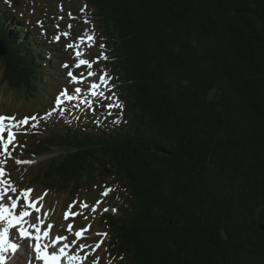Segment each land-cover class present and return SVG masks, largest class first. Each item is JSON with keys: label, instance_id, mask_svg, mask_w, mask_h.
Masks as SVG:
<instances>
[{"label": "trees", "instance_id": "1", "mask_svg": "<svg viewBox=\"0 0 264 264\" xmlns=\"http://www.w3.org/2000/svg\"><path fill=\"white\" fill-rule=\"evenodd\" d=\"M87 1L131 130L52 125L26 151L48 156L35 167L47 189L74 202L121 186L120 215L97 222L119 262L264 264V0ZM22 24L0 5L2 86L28 96L45 53Z\"/></svg>", "mask_w": 264, "mask_h": 264}, {"label": "rangeland", "instance_id": "2", "mask_svg": "<svg viewBox=\"0 0 264 264\" xmlns=\"http://www.w3.org/2000/svg\"><path fill=\"white\" fill-rule=\"evenodd\" d=\"M63 1L64 0H18V3H16L15 0H4L3 3L7 7L2 5L5 9L11 10L15 8L14 12L18 19L27 23V25L30 26L29 28L37 33L36 38L39 40V46H41L40 43L43 44V42L48 40H51L52 44L56 43L54 41L55 39L60 40L59 43H57V46L53 47L55 48L54 52L60 56L58 69L63 72L59 77L60 82L51 76L52 73L55 75L58 74L56 72L49 74L51 70L48 68L49 75L45 79V82L39 84L36 96L25 97L23 96L22 89H19V91H15L14 93L10 88L12 93H9L6 89L8 88L6 85L0 87V116H3V114L6 113L16 116V112L18 111L22 115H40L44 111L41 107L43 103L47 102L48 106L52 105V98L50 96L48 97V95L51 91L52 93L58 92L61 86V91L55 95V100L59 101L61 109L51 115L50 113L52 112L50 111H52V109L48 108L43 117L32 119L33 116H29L28 124H17L19 131L22 130L23 132L30 133L32 130H38V132H32V134H37L38 136H40V131H46V124H48L50 120L68 124L81 120L82 123L87 124L90 117H92V108L95 104L94 97L85 96L77 98L75 95H70L68 91L65 92L63 89L72 84V80L68 76V70L74 69L76 62V58L73 55V48L71 49L69 45H72V40H76L77 37L84 36L88 33V30H85L84 26L76 23L73 24L72 27H68V29L77 36L69 35L63 25L67 17L58 18V22H54V16L59 15ZM76 4L77 3L74 2V5ZM70 7L73 6L70 5ZM45 14H47L48 21H46L44 17ZM23 27H25V25H23ZM80 27L82 29H80ZM97 41H100L99 36L95 42L86 46V56L92 57L93 60H97L96 63L99 73L103 74L104 72H107L113 79V85H115L113 73L103 71L100 67L101 61L105 59V51L102 50L104 46H100V43H97ZM95 46H98L99 51H96L94 48ZM30 59L35 65H38L39 68L41 67V63L37 57ZM65 65L67 66L65 67ZM2 72L3 65L0 62V80ZM91 82L86 86L91 87ZM115 93V89L113 88L112 92L108 93L106 96H103L101 93H98L95 96H97L98 99H102L104 102H109L113 108L120 106L123 109L121 100L115 97ZM69 97H71V99H69ZM93 115H97V113L93 112ZM99 115L101 116L102 123L116 124V122L120 120V115L116 111L103 110ZM18 142V138L15 137L13 146H16ZM38 160L40 159H21L19 155L14 154L8 156L7 160L3 161L0 166V170L3 171L7 186L17 189V193H21L22 191L25 192L26 190H32L34 192L33 196L28 199L32 203H37L40 200L42 201L43 198H46V194L42 192L41 188L39 189L29 186L31 181L42 186H46L47 184V178L43 176L39 167L32 170L31 173H27V170H30ZM55 200H57V202ZM61 201L62 199L60 197H54L48 202L49 205L47 209L43 208L41 212L35 213L33 216L35 220L33 219V222L35 224H40L41 219H47V223H44L45 226H48L49 223L54 225L52 234L53 238L56 235H62L71 242L76 238L74 228H82V226H80L81 221L85 220L86 216L89 214V205L85 204L80 210H76L74 207L66 208L64 204L62 206ZM39 203L41 204V202ZM85 226L86 228H90V232L82 241V244L85 245L83 250L88 254V257L94 264H109L105 245L106 234L104 232L95 234L94 231H96L97 228L92 226L91 223H88ZM97 245H99V247H97ZM28 263L29 257L25 253H21L19 257L14 260V264Z\"/></svg>", "mask_w": 264, "mask_h": 264}, {"label": "snow or ice", "instance_id": "3", "mask_svg": "<svg viewBox=\"0 0 264 264\" xmlns=\"http://www.w3.org/2000/svg\"><path fill=\"white\" fill-rule=\"evenodd\" d=\"M90 39H91V37H90ZM69 47H72V45H69ZM79 55H80V53L77 52V56H79ZM80 64L81 65H88L89 67H91V65L89 64V62L87 60H80ZM66 66L67 65H65V67ZM69 75H71V73H69ZM77 91H78V89H77ZM69 99H71V97H69ZM9 119L14 121L15 117L0 116V133L4 132L5 127H6L5 121H7ZM32 119H35V117H32ZM28 122H29L28 118H25L20 123L21 124H28ZM14 126H16V125H14ZM14 139H15V136L10 131L8 134L7 141L3 145L5 151H7L8 145L11 144ZM0 140H3L2 136H0ZM25 163H28V162H25ZM0 175H3L2 170H0ZM8 190H9V188L5 182V186L3 188H0V200H2L4 198V195ZM11 191L15 192L16 189L12 188ZM24 195L27 197L28 192H25ZM105 195H107V193H105ZM16 206H17V204H16L15 200L12 201L11 208H9L7 205H0V220L7 222V224L3 228L2 232H0V264H5L6 260L8 259L5 255V253H8V252L15 253L17 251V248L19 247L18 244L8 242L7 236H8L9 228L13 227L15 224H20L21 221L23 220V218L27 217L29 215V213L27 211H24L21 213L19 218L13 216L11 209H15ZM29 207H35V205L30 204ZM33 219L35 220V218H33ZM30 227H35L37 233L40 232L39 225L33 223L32 225H30ZM20 235L22 237H28L30 235V233L23 226H21ZM48 235H49L48 232H43L44 237H48ZM75 235L77 237H79V236H81V233L77 232ZM33 239H35L36 241H39L41 239V236L37 235V236L33 237ZM64 240H66L65 236L56 235L54 237V240L51 241V244H52L51 251H48L49 244H44V245H41L40 243L33 244L32 247L35 249V260L43 261V264H61V261L63 259H66L68 261V264H81L83 257H79L77 255H70L69 251H68L70 246L72 244H75V241L64 243L63 246H61L57 249L56 245H59ZM78 247L80 249H83L85 247V245L81 243L78 245ZM97 247H99V245H97ZM89 264H91V261H89Z\"/></svg>", "mask_w": 264, "mask_h": 264}, {"label": "bare ground", "instance_id": "4", "mask_svg": "<svg viewBox=\"0 0 264 264\" xmlns=\"http://www.w3.org/2000/svg\"><path fill=\"white\" fill-rule=\"evenodd\" d=\"M22 25H24V24H22ZM24 29H28L29 30V28L27 26H25ZM109 211H113V212L119 213L118 212V209L116 207L110 208ZM4 222H5V225H6L7 222L6 221H4ZM43 222H47V219H42V223ZM0 229L3 230V227L1 225H0ZM13 235H15V234H13ZM15 237L17 238V240L19 241V244H20V247H19L18 252H21L23 254L25 253V254L28 255V257H29V264H41V261L35 260V252L32 251V248L30 246V241L29 240H24L23 238H21L22 241H23V242H21V240H20V238L18 236L15 235ZM50 237L51 236L48 235V237H46V240H48ZM65 243H68V242H65ZM12 261H14V259H12Z\"/></svg>", "mask_w": 264, "mask_h": 264}, {"label": "water", "instance_id": "5", "mask_svg": "<svg viewBox=\"0 0 264 264\" xmlns=\"http://www.w3.org/2000/svg\"><path fill=\"white\" fill-rule=\"evenodd\" d=\"M7 53L5 51L4 44L0 41V57L5 56ZM264 231V225L260 227Z\"/></svg>", "mask_w": 264, "mask_h": 264}]
</instances>
